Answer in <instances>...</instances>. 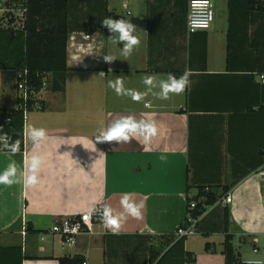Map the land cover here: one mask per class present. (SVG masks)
Instances as JSON below:
<instances>
[{
  "label": "crops",
  "instance_id": "0c3cea01",
  "mask_svg": "<svg viewBox=\"0 0 264 264\" xmlns=\"http://www.w3.org/2000/svg\"><path fill=\"white\" fill-rule=\"evenodd\" d=\"M245 1L210 0L211 26L189 33L188 0H67L64 25L75 40L70 46L66 40L64 89H45L43 109L25 114L22 151L14 156L0 151V171L14 160L24 172L34 151L25 140L26 126L43 127L50 137L39 150L44 158L39 185H0V264H58V258L73 255L86 264H148L154 237L175 233L185 217L186 200L201 186L216 195L227 188L231 202L225 228L233 247L236 238L250 243L257 249L251 258L262 255L264 261L263 29L256 50L255 39L251 46L264 14L246 12ZM106 12L138 27L141 44L127 61L120 55L122 44L111 43L107 28L97 27ZM14 19L0 8L4 110L14 107V70L25 57V39L15 32ZM84 34L90 37L84 40ZM104 55L118 59L108 64ZM41 59L52 58L41 53ZM176 70H190L191 84L169 100L149 95L137 103L107 87L108 80L123 75L126 88L145 91L144 76L164 79ZM3 73L11 74L6 89ZM125 115L154 119L159 135L147 146L136 140L121 145L95 141L99 129ZM124 193L146 200V207L143 219L129 217L119 234L101 221L73 243L50 232L55 221L99 203L122 212ZM223 228L220 206L207 208L198 231L184 241L193 259L186 264H224ZM207 242L213 250L204 251Z\"/></svg>",
  "mask_w": 264,
  "mask_h": 264
},
{
  "label": "trees",
  "instance_id": "16d2710c",
  "mask_svg": "<svg viewBox=\"0 0 264 264\" xmlns=\"http://www.w3.org/2000/svg\"><path fill=\"white\" fill-rule=\"evenodd\" d=\"M18 1L16 0L17 3ZM20 3L25 8V17L23 26L16 29L15 32L24 36L25 57L15 67V70H27V78L36 92L41 87V77L45 75L48 79L46 89L52 92L63 91L66 71V40L68 36L64 25L67 16V0H20ZM245 4L246 12L254 14L255 17H260L264 14V0H246ZM105 17L116 18L113 12H106ZM97 27L101 28V23ZM262 29L264 32V22L262 23L260 20L258 27L253 32L254 37L251 39V46L253 45L252 40L255 39L254 46H252L255 50V47H258L259 43L257 35L262 32ZM92 31H88L89 34L93 33ZM228 49L229 47L227 46V58L230 55ZM261 50L264 52L262 48H260ZM41 53L47 56L50 55L52 59H41ZM204 53L205 46L203 45L202 54ZM182 73V71H173V74L177 77ZM13 87L15 89L16 85L13 84ZM42 103L43 101L40 99L29 98L25 105L21 106L20 104V107H17V99L15 97L12 109H0V126H3V131L8 133L10 142L17 139L21 140V151L23 150L24 112L41 110L43 109ZM226 189H223L221 194L216 195L209 186L198 187L196 194L189 200H186L185 217L183 220L187 216L197 219L194 229L198 231V225L206 209L217 205L220 206L224 224L223 232L225 233L223 242L221 243L224 264H244L239 259V254L231 243L232 236L227 234V229L225 228L229 216L228 207L227 205L215 204L225 195ZM191 202H194L193 208H189ZM154 238L155 244L150 245L148 248V264H186V262L193 260L192 256L184 250L186 237H180L174 233ZM214 247L213 244L207 242L204 245V251L213 250ZM57 261L58 264H81L84 262L83 257L80 255L60 257Z\"/></svg>",
  "mask_w": 264,
  "mask_h": 264
},
{
  "label": "clouds",
  "instance_id": "9594fccd",
  "mask_svg": "<svg viewBox=\"0 0 264 264\" xmlns=\"http://www.w3.org/2000/svg\"><path fill=\"white\" fill-rule=\"evenodd\" d=\"M201 0H192L193 8L200 5ZM204 4L208 0H203ZM211 13H208V20H211ZM101 26L107 28L111 33L108 40L113 44H122L120 55L124 60H128L133 52L140 47L141 38L138 33V27L130 20L125 18L105 17L101 20ZM206 20H194L191 23L193 30L197 28H206ZM118 58L114 55H104L105 63L111 64ZM111 72V69L109 70ZM104 74L103 72L100 73ZM191 71L185 70L179 77L169 73L166 78H159L157 75H146L142 78L145 91H139L125 87L123 75L107 81V87L113 90L117 96H126L133 102H144L149 95L160 100H169L172 95H181L190 86ZM145 107H151L146 103ZM160 128L154 119L137 118L135 115L118 116L114 118L106 127L99 129L95 135L97 143H112L118 145L129 144L132 140L138 141L141 145H150L154 138L159 135ZM50 139L47 130L43 127L25 128V140L30 141L33 146V154L30 159L25 161L26 171L19 172L16 162L13 160L8 163L3 171H0V185L11 186L15 183H22L25 187H36L40 184V171L44 163V158L39 154L42 145ZM0 150L6 151L11 155H16L21 151V140L17 139L10 142L8 133L3 131L0 126ZM122 212H116L110 205L105 204L102 208L95 207L88 210L84 219L90 220L92 216L99 215L100 221L105 228L113 234H119V231L131 217L137 220L143 219V210L146 207V200L137 201L132 193H124L119 201ZM247 264H264V261H248Z\"/></svg>",
  "mask_w": 264,
  "mask_h": 264
},
{
  "label": "built area",
  "instance_id": "2783aa9c",
  "mask_svg": "<svg viewBox=\"0 0 264 264\" xmlns=\"http://www.w3.org/2000/svg\"><path fill=\"white\" fill-rule=\"evenodd\" d=\"M1 5L0 8L4 11V13L10 14V16L14 19V28L19 29L23 26L24 22V12L25 8L21 5V3H17L16 0H0ZM16 11V12H15ZM211 13V20H208V13ZM16 13V15H15ZM194 20H206L208 23V26L206 28L201 27L197 28L196 30H193L191 27V23ZM214 20V11L211 5L210 0H208L207 4L203 3V0H201L200 5H198L196 8H193L192 6V0H188L187 3V14H186V29L187 32L193 33L199 30H206L208 29L212 22ZM90 35L84 34L82 38L84 40L88 39ZM75 40V36L73 34L68 36L67 43L70 45L73 44ZM261 81L264 83V76L261 75ZM14 84L15 87V97L17 99V107L25 105L26 101L31 99H40L41 93L46 89L48 84L47 76L41 77V87L36 92L34 91L31 82L27 78V70L21 69V70H14ZM38 108V106H36ZM27 112H24V117ZM8 120V119H6ZM231 202V196L229 194H226L222 196L216 204L220 205H228ZM103 205L101 203L97 204L95 208L100 209ZM194 207V202H191L189 205V208ZM87 212L78 214L76 216H69L62 218L60 220L55 221L51 227L50 232L53 234H56L63 242L66 243H73L75 240V237L83 234V233H89L92 230V226L95 222H100L99 215H94L90 220H85L84 216ZM197 219H194L190 216H187L185 220L182 221V223L177 227L175 230V234L180 237H188L195 232V224ZM254 243L257 242V238H253L252 240ZM253 252H257L256 247L252 248ZM263 253H264V246H263ZM248 261H257V260H246L243 262L244 264H247ZM262 261V260H259ZM81 264H86L85 262H82Z\"/></svg>",
  "mask_w": 264,
  "mask_h": 264
},
{
  "label": "rangeland",
  "instance_id": "374dc122",
  "mask_svg": "<svg viewBox=\"0 0 264 264\" xmlns=\"http://www.w3.org/2000/svg\"><path fill=\"white\" fill-rule=\"evenodd\" d=\"M4 12V11H3ZM16 12V11H15ZM10 76L11 74L10 73H3L1 75V80H2V87L4 89L7 88V86H9V82L11 81L10 80ZM234 244H235V247H236V250L241 252L244 259L243 260H247V259H254V260H258L262 258V255H260V258L259 257H256V258H251L252 256V248H251V245L250 243H247V242H242V241H239L237 238L234 240Z\"/></svg>",
  "mask_w": 264,
  "mask_h": 264
}]
</instances>
